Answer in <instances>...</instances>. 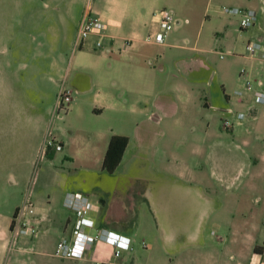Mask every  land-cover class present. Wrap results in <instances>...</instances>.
Instances as JSON below:
<instances>
[{"label":"crops","instance_id":"crops-1","mask_svg":"<svg viewBox=\"0 0 264 264\" xmlns=\"http://www.w3.org/2000/svg\"><path fill=\"white\" fill-rule=\"evenodd\" d=\"M7 1L2 9V12H6L3 18L4 31L0 33V264H51L49 258L54 255L58 239L72 235V213L64 204L56 207L50 204L37 206L32 201V185L38 167L45 161L51 163L54 158L42 155L41 148L52 139L60 143L56 150L64 149L65 140L60 136L62 131H58L59 119L64 115L77 112L92 116L111 110V117L115 119L120 110L130 109L125 104V93L136 90L133 87L137 83V56L157 55L158 68H151L166 74L179 73L184 77L185 84H202V89L206 85L219 84L224 98L215 88H209L204 107L220 114L232 115L230 125H223L230 129L231 138H225L226 132L221 127L214 131L216 138L213 144L234 149H206L205 158L199 162V166L211 169L210 176L214 179L212 186L205 179L192 183L179 180L172 173L164 171L162 163L158 165L154 161L157 149H151L146 164L133 161L122 163L129 148L128 135L121 160L109 172L102 167V159L110 135L125 132L113 122L99 127L95 130L98 140L89 148L84 145L80 149H98L96 157L101 165L98 172L108 176L109 182H96L86 177L94 173L87 164L80 168L84 173L82 179L65 176L62 181L63 197L69 189H80L91 194L93 208L91 206L86 211L88 224L84 228L89 233L88 247L82 257H64L53 264H93L97 257H112V244L93 237V233L102 226L129 237L131 247L127 249L129 251H123L122 259L137 264H155L151 258L141 256L138 249L137 257L130 253L138 247L136 230L142 222L141 214L136 209L135 212H129V209L124 212L112 210L111 202L117 198L128 202L136 194L137 202L142 200L147 203L155 230L163 236L185 233L188 239L191 233H198L195 229V232H191L188 221L177 216L188 209L190 199L196 226L203 224L211 214L208 202L216 196L226 200L231 195L232 201H238L237 188L234 186L236 173H230V169L223 170L219 159L230 158V153L237 150L235 148L264 149V135L255 128L264 100L257 101L254 97L255 90L260 88L259 80L264 90V56L260 55L259 50L254 53L245 51V44L249 40L259 38L264 45V0H227L229 5L251 6L256 10L257 17L249 26L240 25L237 14L227 13L222 8L216 10L212 5L214 0H205L204 13L212 15L209 12L211 10L222 14L217 15L218 27L214 33L216 42L210 45L204 43L210 37L207 29H204V22L211 19L202 18L197 25L192 24V14L186 5L181 12L190 17L185 26L183 23L170 29L163 43L144 40L146 33L158 25L153 16L154 10L163 4L179 9L176 0H17L14 4L12 0ZM190 1L201 3V0ZM87 7L92 15L106 23V31L113 37L109 46L95 47L94 34L81 45L75 42L79 19ZM126 38H132V43L127 45ZM241 41H244L242 50L238 48ZM156 44L160 45V49L154 48ZM174 48L188 51L174 55ZM219 49L225 50L224 55L229 54L242 62L235 73V79L241 85L234 87L231 93L225 90L230 69L223 65L216 68L211 64V54H219ZM169 56L174 67L166 61ZM257 80L259 86L254 85L251 89L252 81L257 83ZM60 88L69 89L71 94L64 114L57 107V92ZM166 89L153 88L148 91L153 103L150 111H153L157 122L165 114L175 113L180 97L182 100L186 95L188 97L186 87L183 88L186 92L176 99ZM131 109L137 112V105L131 106ZM207 124L203 128L204 136L212 128L210 121ZM243 130L249 138L246 144L233 140ZM163 151L165 153L160 155V160L166 162L170 160V153L166 149ZM186 192H191V196L187 197ZM25 200L32 203L33 210L23 213L19 228L16 223L11 227L15 207ZM260 208V215L259 211L256 216L245 213L248 217L242 224L225 226V230L234 233L230 240L233 246L230 256L237 252L241 260H245L234 264H249L257 258L260 245H264L255 221L260 216L263 224L264 205ZM245 209L249 212L252 210L248 206ZM217 224L222 226L220 221ZM220 238L223 243L228 241V232L225 236L220 235ZM141 243L145 248L148 247L144 239H141Z\"/></svg>","mask_w":264,"mask_h":264},{"label":"rangeland","instance_id":"rangeland-1","mask_svg":"<svg viewBox=\"0 0 264 264\" xmlns=\"http://www.w3.org/2000/svg\"><path fill=\"white\" fill-rule=\"evenodd\" d=\"M176 1L179 9L167 4L160 5V7H170L173 9L175 15L188 17L189 21V15L181 13L184 11L183 9H185L186 5L187 9L191 11L192 15L190 16L192 18V24L194 25H197L202 18H210V21L207 20L204 22V29H207L210 36L204 43L207 45L214 44L216 42L214 33L218 27V22H216L217 15H222L220 11L209 10V12H212V15L208 16L204 13L205 0H201L200 4H198L197 1L193 2L190 0ZM219 1L220 0L213 1L214 3L212 5L215 6L216 10H220L223 4H229L227 0L225 3ZM7 2V0H0V33L4 31L3 18L6 12H2V9L7 5ZM15 2H17V0H12L13 4ZM13 14H17V12H13ZM188 21H184V24L181 23L178 25L183 24L185 26V23H188ZM250 39H253V37ZM188 42L191 43V40ZM243 45L244 41L239 42L238 48L242 50L241 48ZM154 48L160 49V45L156 44ZM172 51H175L176 53L174 55H177L183 52L185 53L188 50L174 48ZM153 55L154 54L145 57L137 56V83L133 87L136 90H128L125 93L127 97V102H125V104L130 107V109L123 108L118 112V116L115 117V119L111 117V110L92 116L85 113L72 112L59 119L60 129H58V131H62L60 136L65 140V147L64 149L55 151L51 163L46 161L42 162L37 169L36 178L32 185V201L37 206L48 204L52 205V207L63 206L62 198L64 190L62 181L65 176L68 178L74 177L76 179H82L84 173L80 168L83 164L89 165L94 170L93 174L87 175L86 177L96 182H109L108 176L105 177L98 172L101 167L100 160H97L96 157L98 149H80V147L84 145V147L89 148L97 141L99 137L95 130L106 125L107 122H113L116 127L125 132L124 134L130 136L129 148L122 163L124 162L125 164L133 161V163L146 164L151 149H153V151L157 149L155 150L157 154L154 155V161L158 165L162 163L163 170L172 173L175 178L192 183H198L202 179H205L207 183L212 186L214 185L213 176H210L211 169H205L199 166V162H202L205 158L206 149H234L213 144L216 138L214 131L218 130V128L222 127L224 129L226 132L225 138L227 140L231 138L230 129L223 125H230L233 121L232 115L229 113L220 114V112L204 107L209 88H215L218 93H222V88L219 84L216 85L215 83V85H206L205 89H202L204 87L202 84H192L191 82L185 84L183 82L184 77L179 73L166 74L157 71L156 68H151L153 66L158 68L157 55L156 57ZM170 56L166 58V61L170 66L172 65V67H174L175 65L172 64ZM211 56V64L213 66L218 68V65H223L230 69L231 72L228 75L229 83H227L228 85L225 90L231 93L234 87L241 85L240 82L235 79V73L238 71L242 62L240 59H233L229 54L220 57L218 53H212ZM151 72L152 74H150ZM257 84L258 80L257 83L252 81L251 89H253L254 85L259 86V84ZM185 87L188 89V97L186 95L183 100L180 97L175 113L170 115L165 114V116L157 122L155 115L152 114L153 111H150L153 103L151 102L148 91L153 88L157 90H165L167 88L166 90H169V93H173L176 99L178 96H181L182 93L186 92V90H183ZM220 95L221 98H224V93ZM136 105L137 112H134L131 106L135 107ZM141 107L144 108L141 109ZM66 109L67 107L64 109L60 108L59 112L64 114ZM259 110L261 111L256 119L255 128L257 132L264 135V106L263 109L261 107ZM148 112L151 114L148 115ZM208 121H210V124L212 123V128L210 132L206 133L204 136L203 128L207 127ZM248 124L250 125L251 122ZM245 133L244 130L239 131L237 137L232 139L237 140L239 143L246 144L249 138L246 137L247 135ZM165 149L170 153V160L166 162L160 160V157L163 156L162 154L165 153V151H163ZM235 149L237 150H233L232 153H230V158L222 161L219 159V162H222L221 165L223 170L230 169V173H236V182L234 186L237 188L236 195L238 201L233 200V202L231 195H228L226 200L216 196L214 200L211 199L208 202V205L211 207L209 210L211 214L206 218L203 224L196 226L192 216L193 205L190 199L188 202V209L184 208L185 210L183 213L177 216L188 221L191 232L197 231L198 234L194 235L191 233L189 239V236L185 233L178 235L173 233L163 236L160 232L155 230L154 221L151 220L147 203L139 200L138 204L136 194L133 195L131 200L129 198L128 202L119 201L121 199L118 198V200H113L111 202L112 210L124 212L129 209V212H135L136 209V212L139 210L141 214L142 222L136 230L138 247L130 253L137 257L138 249L141 256L144 258H151L155 264H199L200 262L203 264H220V261L226 264H234L235 262L245 261L241 260L237 252H234V256H230V252L233 251L230 240L232 236H234V233H229V230H225V226L242 224L244 219L248 217L244 215L245 213L256 216L259 211L260 215V207L264 205V149ZM65 154L67 155L65 156ZM255 157L258 158L257 161H255ZM164 162L167 164L165 165ZM170 163H172L173 167ZM230 164L231 167L229 166ZM241 165L244 167L241 168ZM189 193L191 192L185 193L187 197L188 195L191 196ZM88 195L90 199L86 211L89 210L91 206L93 208L91 194L88 193ZM220 200L222 202L219 206L218 203ZM228 200L230 201L227 202ZM221 206L222 208H220ZM245 206L252 208L251 212L247 211ZM1 208L3 210L6 209L4 207ZM219 221L222 223L221 227L217 224ZM255 221L261 234L260 240H262L264 239V224L260 222V216L259 219ZM16 227H18V225ZM227 232L229 239L223 243L221 242L223 239L220 238V235L225 236ZM193 236H196L197 239H193ZM141 239H144L148 243V247L145 248L142 245ZM57 256L58 255L54 254L49 258L51 264L64 258Z\"/></svg>","mask_w":264,"mask_h":264},{"label":"built area","instance_id":"built-area-1","mask_svg":"<svg viewBox=\"0 0 264 264\" xmlns=\"http://www.w3.org/2000/svg\"><path fill=\"white\" fill-rule=\"evenodd\" d=\"M221 8L227 13L237 14L239 16V23L242 26H249L253 24L257 13L251 6H242L236 4H223ZM153 16L158 25L156 28L148 31L144 37L146 42L150 43H163L166 40L167 33L175 25L181 24L184 21H188V17H181L174 14L172 8L167 6H161L154 10ZM91 34L95 35L94 45L95 47H104L110 45V40L113 39L112 35L106 31V23L92 15L89 12L88 7L84 9L76 29L75 42L78 45L83 44L84 40ZM132 38H126L125 43L128 45L132 43ZM259 50L260 55L264 56V45L260 39L249 40L245 44V51L247 53H254ZM219 55L223 56L225 50L219 49ZM260 88L255 90V99L257 101L264 100V90L261 81L259 80ZM250 83H248V86ZM240 92V91H239ZM71 99L69 89L60 88L58 91V109L66 108ZM48 143L59 147L60 143L55 142L52 139ZM89 195L80 189L66 190L63 197V204L72 213V235L62 236L56 242L53 253L61 257H82L88 247L89 233L85 231L87 221L85 218L86 208L89 204ZM32 211L33 205L30 201L25 200L19 205V210L15 216L16 226L20 225V218L26 211ZM264 224V218H263ZM93 237L97 239H103L112 244V257L103 258L97 257L94 259V264H137L131 260L122 259L123 251L131 247L130 239L128 236L109 229L108 227H99ZM249 264H264V246L262 250L257 251V258Z\"/></svg>","mask_w":264,"mask_h":264},{"label":"trees","instance_id":"trees-1","mask_svg":"<svg viewBox=\"0 0 264 264\" xmlns=\"http://www.w3.org/2000/svg\"><path fill=\"white\" fill-rule=\"evenodd\" d=\"M128 135L124 133H112L110 135L107 148L105 150L103 159H102V167L105 168L107 171L111 172L115 169L117 164L122 158L123 152L128 143ZM56 147L48 142L44 143L43 147L41 148V154L46 156H53ZM19 210V206L15 207L13 211V218L11 220L10 226L12 227L15 222V216L17 215ZM264 245H260L257 249V246L254 248L258 251L262 250Z\"/></svg>","mask_w":264,"mask_h":264}]
</instances>
